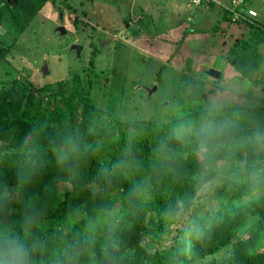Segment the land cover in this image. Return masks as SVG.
<instances>
[{
  "label": "trees",
  "instance_id": "obj_1",
  "mask_svg": "<svg viewBox=\"0 0 264 264\" xmlns=\"http://www.w3.org/2000/svg\"><path fill=\"white\" fill-rule=\"evenodd\" d=\"M47 1L0 0V64L12 63L7 54ZM232 1L220 3L212 31L239 27L227 63L251 79L264 15ZM80 22L75 14L76 30ZM98 39L85 64L54 83L0 77V227L11 220L19 229L40 210L32 232L44 264H264V174L252 178L264 169V105L200 106L163 122L117 118L96 100L105 85L95 70ZM220 126L209 160L199 138Z\"/></svg>",
  "mask_w": 264,
  "mask_h": 264
},
{
  "label": "rangeland",
  "instance_id": "obj_2",
  "mask_svg": "<svg viewBox=\"0 0 264 264\" xmlns=\"http://www.w3.org/2000/svg\"><path fill=\"white\" fill-rule=\"evenodd\" d=\"M228 2L196 7L190 0H55V5L49 0L7 54L12 63L0 64V77L54 83L81 68L93 48L89 42L99 38L103 45H91L98 48L95 70L105 85L96 100L117 118L163 122L200 106L212 108L214 102L264 105V42L259 72L247 79L227 63L231 32L237 34L239 27L229 25L225 36L212 31L221 18L220 3ZM247 3L264 15V0ZM75 14L81 18L77 30L71 24ZM61 16L64 35L56 31ZM73 43L83 45L81 54ZM44 63L46 74L40 70ZM211 69L220 72L219 80L209 75ZM227 254L221 250L207 262Z\"/></svg>",
  "mask_w": 264,
  "mask_h": 264
},
{
  "label": "clouds",
  "instance_id": "obj_3",
  "mask_svg": "<svg viewBox=\"0 0 264 264\" xmlns=\"http://www.w3.org/2000/svg\"><path fill=\"white\" fill-rule=\"evenodd\" d=\"M219 107L215 102L212 104L213 111ZM209 115H212L211 111ZM223 131L222 126L205 131L199 138V153L203 156H208L209 160H211L216 151L214 141ZM257 140L261 143V146H264V136H258ZM59 158L58 156V160ZM68 166L71 167V165ZM216 167H220V164L217 163ZM260 174H264V169L254 172L252 178L256 179ZM207 189L208 185H205L201 191H206ZM197 195H200V193H197ZM5 196H7V193H5ZM39 211L36 210L31 214L25 215L20 222L19 229L14 226V222L11 220L8 221V224L0 227V264H44V245L40 237L32 232L34 226H39ZM102 254L105 256L110 255L105 246H102ZM61 255L67 256V252H62ZM50 264H55V260L51 261Z\"/></svg>",
  "mask_w": 264,
  "mask_h": 264
},
{
  "label": "water",
  "instance_id": "obj_4",
  "mask_svg": "<svg viewBox=\"0 0 264 264\" xmlns=\"http://www.w3.org/2000/svg\"><path fill=\"white\" fill-rule=\"evenodd\" d=\"M7 1L10 2V1H15V0H7ZM57 30H59L61 33H64V31H65L63 26H59V27H57ZM71 48L74 49V50L76 51L77 54H79V52H80V50H81V46H80L79 44H77V43H73V44L71 45ZM41 71H42L44 74L48 73V69H47L46 63H44V64L41 66ZM208 73H209L211 76L216 77L218 80L220 79V76H221L220 72L211 69V70H209Z\"/></svg>",
  "mask_w": 264,
  "mask_h": 264
},
{
  "label": "built area",
  "instance_id": "obj_5",
  "mask_svg": "<svg viewBox=\"0 0 264 264\" xmlns=\"http://www.w3.org/2000/svg\"><path fill=\"white\" fill-rule=\"evenodd\" d=\"M201 1H202V0H192V2H193L194 4H199ZM240 1H241V0H233L232 3L236 6V5L239 4ZM238 13H239V12L235 13V17H236L237 15H239ZM246 14H247L248 16H254V15H256V11H255L254 9H247V10H246Z\"/></svg>",
  "mask_w": 264,
  "mask_h": 264
}]
</instances>
